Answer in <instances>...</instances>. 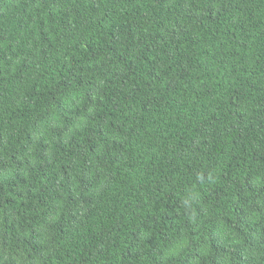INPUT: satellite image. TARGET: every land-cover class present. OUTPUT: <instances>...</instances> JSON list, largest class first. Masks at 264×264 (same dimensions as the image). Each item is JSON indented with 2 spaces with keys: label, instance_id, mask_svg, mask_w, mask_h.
I'll list each match as a JSON object with an SVG mask.
<instances>
[{
  "label": "trees",
  "instance_id": "16d2710c",
  "mask_svg": "<svg viewBox=\"0 0 264 264\" xmlns=\"http://www.w3.org/2000/svg\"><path fill=\"white\" fill-rule=\"evenodd\" d=\"M0 264H264V0H0Z\"/></svg>",
  "mask_w": 264,
  "mask_h": 264
}]
</instances>
